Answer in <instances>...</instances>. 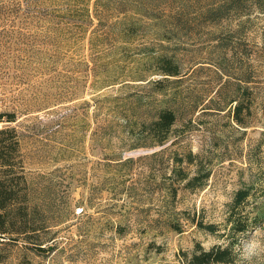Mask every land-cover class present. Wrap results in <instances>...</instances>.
Here are the masks:
<instances>
[{
	"label": "rangeland",
	"instance_id": "1",
	"mask_svg": "<svg viewBox=\"0 0 264 264\" xmlns=\"http://www.w3.org/2000/svg\"><path fill=\"white\" fill-rule=\"evenodd\" d=\"M263 25L264 0H0V130L16 132L13 176L53 247L1 264H182L226 245L233 192L264 172ZM163 109L176 122L158 144ZM199 167L209 178L186 188L178 172ZM239 242L236 264H264V223Z\"/></svg>",
	"mask_w": 264,
	"mask_h": 264
},
{
	"label": "trees",
	"instance_id": "2",
	"mask_svg": "<svg viewBox=\"0 0 264 264\" xmlns=\"http://www.w3.org/2000/svg\"><path fill=\"white\" fill-rule=\"evenodd\" d=\"M262 41L264 42V28ZM160 73L167 77L179 76L176 66L169 61L166 65H161ZM234 101L232 119L237 126L247 128L250 122L248 119L251 114L250 104L243 100ZM0 118L3 119L4 115L1 114ZM8 118L11 121V117ZM150 122L147 125L148 135L156 139L158 144H162L168 139L170 129L176 122L175 113L171 109L160 110ZM18 146L19 141L15 130H0V264L7 257V253L4 254L5 251L13 250L12 247L20 244L40 254L51 252L53 249L51 246L47 247L52 239H49L50 234L46 229L39 225L35 205L20 194V181L13 176L11 164ZM187 158V161L191 163L192 154L189 153ZM178 162H181V159ZM201 169L199 167L191 178L179 171L178 180L185 181L186 188H201L210 176L209 172H202ZM244 185L245 187L233 192L232 202L229 204L230 213L222 225L224 233H221L219 237L227 242L226 245L219 244V246L205 249L197 244L189 254L181 252L182 264H236L233 250L235 245H240L241 235L261 227V223H264V172L258 179L252 178L248 184ZM257 191L260 192V196L255 194ZM175 193L176 191H172L171 196L173 197ZM196 225L200 230L212 235H216L219 230V227L210 223L197 222ZM174 228L175 231L181 232L180 227L174 226ZM20 264L29 263L20 262Z\"/></svg>",
	"mask_w": 264,
	"mask_h": 264
},
{
	"label": "built area",
	"instance_id": "3",
	"mask_svg": "<svg viewBox=\"0 0 264 264\" xmlns=\"http://www.w3.org/2000/svg\"><path fill=\"white\" fill-rule=\"evenodd\" d=\"M0 116H1V112H0ZM2 123H3V122H2V119L0 118V129H1V127H2V126H1Z\"/></svg>",
	"mask_w": 264,
	"mask_h": 264
}]
</instances>
